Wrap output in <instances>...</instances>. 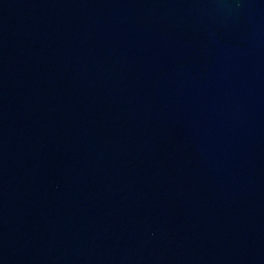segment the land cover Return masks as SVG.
<instances>
[{
  "label": "water",
  "instance_id": "1",
  "mask_svg": "<svg viewBox=\"0 0 264 264\" xmlns=\"http://www.w3.org/2000/svg\"><path fill=\"white\" fill-rule=\"evenodd\" d=\"M0 264H264V0H0Z\"/></svg>",
  "mask_w": 264,
  "mask_h": 264
}]
</instances>
